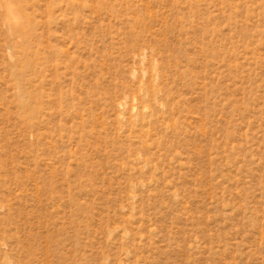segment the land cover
Masks as SVG:
<instances>
[{
	"label": "rangeland",
	"instance_id": "rangeland-1",
	"mask_svg": "<svg viewBox=\"0 0 264 264\" xmlns=\"http://www.w3.org/2000/svg\"><path fill=\"white\" fill-rule=\"evenodd\" d=\"M0 264H264V0H0Z\"/></svg>",
	"mask_w": 264,
	"mask_h": 264
}]
</instances>
